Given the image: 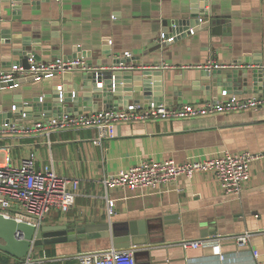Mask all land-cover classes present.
Wrapping results in <instances>:
<instances>
[{"label": "crops", "instance_id": "obj_1", "mask_svg": "<svg viewBox=\"0 0 264 264\" xmlns=\"http://www.w3.org/2000/svg\"><path fill=\"white\" fill-rule=\"evenodd\" d=\"M205 3L209 15H204L203 21L218 20V32L211 26L197 28L194 34L160 49L157 39L162 35L163 20L180 18L190 0H64L62 4L56 0H0V69L21 65L18 50L23 48L36 52L43 62L76 56L104 70L131 52L133 56L126 59L135 67L136 75L154 66L163 70L158 77L164 84L162 102L171 106L263 96L262 74L258 86L250 78L246 86L229 89L214 84L208 69L195 66L210 61L241 64V71L264 66V0H200L199 8ZM82 72L53 74L0 88V124L16 100L46 101L45 96L56 87L69 88L80 81ZM103 83L99 81L98 87H104ZM138 85L142 87L137 82L134 88ZM155 93L149 97L134 92L120 109L134 102H158ZM32 117L21 120L16 116L11 122L31 127L45 120ZM116 133L102 145H94L97 131L92 128L51 135L31 132L2 140L14 164L20 165L33 152L37 169L52 168L60 176L79 182V188L70 191L69 210H52L43 225L96 226L109 221L113 238L130 237L133 231L148 239L146 246L116 248L112 237L102 236L108 232L98 230L88 238L35 247L46 264H80V255L112 249L134 251L137 264H264V158L253 164L252 179L241 197L222 191L213 173L200 172L157 192L110 189L109 197L117 205L115 214L108 217L103 184L108 174L144 160L184 162L224 150L264 153V105L185 119L120 123ZM245 234L250 235L249 241L240 245L238 238ZM186 240L208 244L187 248L181 244Z\"/></svg>", "mask_w": 264, "mask_h": 264}, {"label": "built area", "instance_id": "obj_2", "mask_svg": "<svg viewBox=\"0 0 264 264\" xmlns=\"http://www.w3.org/2000/svg\"><path fill=\"white\" fill-rule=\"evenodd\" d=\"M56 1L59 4L64 2V0ZM132 56L133 53L126 52L123 58H131ZM28 61V68L15 64L9 68L0 69V83L27 77H33L34 81H38L56 72L62 74L64 72H74L77 69L98 74V72L105 69L99 66L91 67L81 57L60 58L50 62H43L30 57ZM120 66L122 69L134 70L135 68L133 65L121 64ZM154 67L157 69V66ZM158 67L161 68V66ZM163 67L167 68L168 66L164 65ZM195 67L208 70L239 69L242 65L210 61L207 64H200ZM263 105L264 95L242 100L234 98L231 101L218 104H183L179 107L171 106L165 102L152 101L148 104L134 102L124 109L110 108L98 112L63 114L59 117L36 121L31 127L17 122H4L0 124V214L18 222L28 223L39 229L52 210L57 209L61 212L69 210L70 191L79 188L77 180L60 176L52 168L37 169L36 155L33 152L23 158L20 165L14 164L10 150L5 152L6 148L1 145L3 139L31 132L51 135L53 132L58 131L92 128L97 131L94 145H102L104 139L116 137V127L120 123L185 119L220 112L245 111ZM4 152V159L1 160ZM262 158H264V153L224 150L205 158H189L184 162H177L174 159L144 160L129 169H121L105 176L103 184L107 200L106 213L108 217H111L116 212V200L111 199L108 194L110 189L139 190L143 193L145 191L157 192L165 185L176 183L183 177L191 178L200 172L213 173L222 191L231 196L241 197L252 179L253 164ZM179 191L181 192L182 189H179ZM249 237V234L240 236L238 238L239 244L246 245ZM181 244L187 248H199L206 246L208 243L203 240H186ZM221 259L224 260L225 257L221 255ZM79 260L80 264H137L134 251L130 249H112L103 253L83 254L79 256ZM8 264H46V258L39 256L35 247H33L27 256L15 259Z\"/></svg>", "mask_w": 264, "mask_h": 264}, {"label": "water", "instance_id": "obj_3", "mask_svg": "<svg viewBox=\"0 0 264 264\" xmlns=\"http://www.w3.org/2000/svg\"><path fill=\"white\" fill-rule=\"evenodd\" d=\"M10 1V0H7ZM200 0H190L188 10L177 19H165L162 22V35L157 39L158 47L165 49L174 42L188 37L198 31L197 28H206L211 26L213 32H218L220 24L218 20L203 21L204 15H209L205 7L199 8L198 2ZM207 2V0H203ZM19 58L21 65L26 68L29 67V58L34 57L40 61L36 52L28 51L26 48L19 49ZM76 58V56L72 57ZM129 59H116L112 62L113 68L101 72H82L80 81H76L69 88L59 90L58 87L53 89L50 95L45 96L46 101L42 98L33 99L32 102L23 103V101L16 100V104L12 111L4 114L6 123H11V119L20 116L21 120H29L26 118L32 115L35 119L44 118L45 120L59 117L63 114L84 113L89 111L98 112L100 106L104 110L114 108L120 109L124 107L126 102H129L134 96V92L141 93L143 96L151 97L153 91L156 90L158 94V102L163 101L164 84L159 80V75H163V70L148 68L141 70L139 75L134 73L131 69L118 68L120 65L129 66ZM79 70V69H77ZM76 71V70H75ZM74 72H64L62 74H71ZM59 73H54L57 75ZM264 75V66L254 70L245 69L243 71L234 69L231 72H224V69H213L207 72L214 84L217 86H226L227 88H237L242 85L246 86L250 78L253 83L258 86L261 81L260 75ZM49 76V75H48ZM153 76L156 78L154 79ZM66 81H71L65 78ZM34 81L33 77L22 78L16 81L0 83V88H7L9 86L27 83ZM104 81V87H98V82ZM72 82V81H71ZM137 82L142 83L134 88ZM158 86V87H156ZM133 93V94H132ZM132 94V95H131ZM161 100V101H160ZM129 104V103H128ZM82 108V109H80ZM111 224L109 221L101 225H43L36 229L34 226L18 222L12 218H6L0 214V253L9 256L13 259H21L29 253L33 247L42 246L43 244H56L67 241H76L77 239L88 238L94 231L100 230L103 237H112L110 233ZM105 234V235H104ZM107 234V235H106ZM133 231L130 237L113 238V245L116 248H130L131 246L140 247L148 245L146 235H135Z\"/></svg>", "mask_w": 264, "mask_h": 264}, {"label": "trees", "instance_id": "obj_4", "mask_svg": "<svg viewBox=\"0 0 264 264\" xmlns=\"http://www.w3.org/2000/svg\"><path fill=\"white\" fill-rule=\"evenodd\" d=\"M11 262V257L0 253V264H8Z\"/></svg>", "mask_w": 264, "mask_h": 264}, {"label": "rangeland", "instance_id": "obj_5", "mask_svg": "<svg viewBox=\"0 0 264 264\" xmlns=\"http://www.w3.org/2000/svg\"><path fill=\"white\" fill-rule=\"evenodd\" d=\"M4 159V154L2 155V157H1V160H3ZM38 248H40V246H38Z\"/></svg>", "mask_w": 264, "mask_h": 264}]
</instances>
